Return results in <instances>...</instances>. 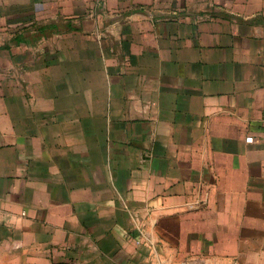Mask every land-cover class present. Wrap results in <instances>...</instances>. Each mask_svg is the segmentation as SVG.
<instances>
[{
	"label": "crops",
	"instance_id": "1",
	"mask_svg": "<svg viewBox=\"0 0 264 264\" xmlns=\"http://www.w3.org/2000/svg\"><path fill=\"white\" fill-rule=\"evenodd\" d=\"M0 264H264V0H0Z\"/></svg>",
	"mask_w": 264,
	"mask_h": 264
},
{
	"label": "built area",
	"instance_id": "2",
	"mask_svg": "<svg viewBox=\"0 0 264 264\" xmlns=\"http://www.w3.org/2000/svg\"><path fill=\"white\" fill-rule=\"evenodd\" d=\"M248 141L252 142V141H253V139H251V138H250V139H248Z\"/></svg>",
	"mask_w": 264,
	"mask_h": 264
}]
</instances>
